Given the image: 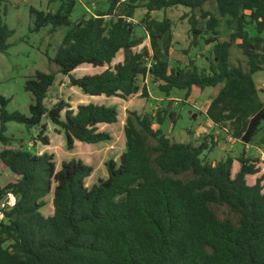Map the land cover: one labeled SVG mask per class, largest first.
Listing matches in <instances>:
<instances>
[{
    "label": "trees",
    "instance_id": "trees-1",
    "mask_svg": "<svg viewBox=\"0 0 264 264\" xmlns=\"http://www.w3.org/2000/svg\"><path fill=\"white\" fill-rule=\"evenodd\" d=\"M107 11L73 22L76 0H49L55 10L31 7V32L51 26L50 33L68 27L56 53H46L57 69L36 70L24 80L31 94L29 114L7 109L11 99L0 96V162L16 178L0 188V200L11 193L12 206L1 209L0 264H264V177L248 184L247 176L257 174L259 160L237 158L240 169L232 173L234 158L227 156L213 164L206 152L215 143L172 141L162 125L173 113L166 109L155 114L128 111L124 126L126 150L120 162H105L108 177L92 187L85 179L93 167L81 159L63 161L56 171L54 155L35 154L24 145L13 147L6 134L8 123L22 124L30 131L39 127L32 145L50 143L45 134L47 117L63 133L68 150L75 141L96 144L111 140L100 124L118 122L115 106L80 104L74 109L65 100L47 107L45 99L57 74L68 76L70 84L90 96L126 99L139 92L138 79L150 75L165 95L193 88H222L212 99L206 116L243 145L250 144L264 126V101L254 75L264 70V0H213L220 17H230L236 31L229 41L218 39L219 18L204 10L212 0H109ZM146 13L141 26L149 38L137 35L133 19L141 6ZM3 0H0V6ZM184 6L193 46L204 31L212 44L210 71L172 67L173 22L159 20L153 11ZM200 10L205 30L193 14ZM0 9V52L7 53L14 34ZM106 16L111 19L107 22ZM251 25L254 35L246 29ZM240 39L246 65H233L231 47ZM139 49V50H138ZM123 51V61L112 65ZM83 64L104 67L100 73L75 77L72 72ZM143 96H147L145 87ZM65 112L62 117V112ZM54 186V213L44 216V197ZM220 208L227 211L218 212Z\"/></svg>",
    "mask_w": 264,
    "mask_h": 264
},
{
    "label": "rangeland",
    "instance_id": "rangeland-1",
    "mask_svg": "<svg viewBox=\"0 0 264 264\" xmlns=\"http://www.w3.org/2000/svg\"><path fill=\"white\" fill-rule=\"evenodd\" d=\"M139 6L135 12L133 19H131L135 25V31L138 36L143 37V45H149V38L145 33L143 27L141 26V19L146 13V8L142 6L143 1L139 2ZM58 3H49V0H3L0 9L6 11L3 16L5 23L13 29L15 32L9 38L8 42L11 44L7 53L0 52V96L10 98L11 101L7 106L9 111H20L24 114H29V105L32 100L30 93L24 90V80L26 77L34 74L36 70H42L45 72H50L56 70L57 67L54 64L48 62L46 53L53 56L64 35L68 31V27H59L55 33H50L51 26L42 28L38 32H31V28L34 27V19L31 17L30 9L31 7L37 8L39 10H55ZM110 6L109 0H76L74 10L71 14V20L77 22L82 20L84 17H90L97 14L99 11H107ZM203 9L212 12L216 15L219 20V26L217 28L219 34L218 39L220 41H229L232 33L236 31L235 22H230V17H220L217 4L215 1L206 2L203 5ZM190 9L184 6H177L168 8L166 10L153 11L152 16L156 19H163L167 17L172 20V32H173V47L170 53V65L172 67L178 66L184 69L191 68L196 65L199 69H204L205 71H210V64L213 61L212 55V44H206L205 39L208 38L211 33L204 31L203 34L198 39L196 46L192 44V37L190 33V24L188 17L186 15L190 14ZM199 20V27L205 30L206 19L201 18L200 10L197 9L193 13ZM106 21L108 22L111 17L106 16ZM250 35H254V31L251 25L246 28ZM240 39H236L231 47V62L233 65H246V57L244 56L241 48H239ZM139 50V49H138ZM124 53L120 51L114 58L112 65L123 59ZM107 66L104 67H93L91 65L83 64L82 66L76 68L72 74L75 77H81L86 74L100 73L105 70ZM254 79L259 89L261 99L264 101V70L256 73ZM159 82H156L152 76L147 75L146 77L140 76L138 79V85L140 90L138 93L122 99L120 97L112 96L106 97L102 96L96 98L94 101L99 104H105L107 106H115L119 112V121L115 125H102L100 129L108 132L112 139L105 142L101 146L96 144H87L84 142H76L74 148L71 150L67 149L66 139L63 133L56 132V125H54L47 117H44L43 123L47 125L45 134L49 135L50 143L49 145H44L41 142H37L36 145H32V140L39 133V127H34L28 131L24 125L15 122L8 123V130L6 134L14 138L12 146L18 147L21 145H26L34 151L42 152L43 150H51V154L54 155V161L57 160L58 164L62 161H69L71 159H81L85 163L91 165L93 170H96V175L103 174L105 167V162L110 159L120 162L121 154L126 150V138L124 135V130L122 125L126 122L128 111H137L138 113H150L155 114L157 111L167 109L171 111L170 99L167 100V96L159 90ZM222 84H219L215 90L218 89ZM145 87L147 91V96H143L142 88ZM196 89V88H195ZM207 92H199L198 95L191 98L188 101L185 97L184 90H173V98H179V101L175 103L174 113L179 117L176 124H172L170 117L168 116L161 126V130L168 137H174L173 140L184 139L186 136V131L189 127L194 124L190 117L191 112H195L201 115L202 109L206 107L207 104V94L211 93L213 87H207ZM198 91V89H196ZM65 100L71 104V106L76 109L80 104L90 102L92 98L85 96V93L81 91L80 88L72 86L70 84L68 76L64 74H57L53 85L49 88L47 97L45 99V104L47 107H52L59 100ZM168 106V108H166ZM172 107V105H171ZM65 112H62V117H64ZM176 117V116H175ZM125 120H124V119ZM122 121L124 123H122ZM205 118L201 119V124H205ZM155 125V128H158ZM208 135H212L207 139L209 141L214 140L215 135H218L219 139H224L227 141V145H223L226 149H218L213 157L215 159H221L225 155H230L232 157H239L244 150V145L233 140V138L220 131L211 132ZM202 137V135H201ZM199 137V138H201ZM100 142V143H102ZM253 145L249 147L250 153L247 156L253 159H259V173L255 175L248 176V183L253 184L257 177L263 175L264 177V160L261 159V154L258 149L264 146V126L262 130L255 136L251 142ZM3 146L0 144V150ZM213 150H216L214 147ZM239 169V164L235 161L233 171L234 173ZM15 179V176L11 174L7 168L0 162V188L4 187L8 182ZM55 184L52 185L51 191L44 197L45 205L41 208V212L44 216H49L51 214V207L53 206L52 194ZM10 194H6L0 200V210L6 208L10 202ZM226 212V208H220L218 212ZM0 219H3V215L0 214Z\"/></svg>",
    "mask_w": 264,
    "mask_h": 264
},
{
    "label": "crops",
    "instance_id": "crops-1",
    "mask_svg": "<svg viewBox=\"0 0 264 264\" xmlns=\"http://www.w3.org/2000/svg\"><path fill=\"white\" fill-rule=\"evenodd\" d=\"M121 61H123V59L121 60ZM121 61H119V62H121ZM118 63V62H117ZM85 65V64H84ZM88 65V64H87ZM82 66V65H81ZM256 75V74H255ZM219 86V85H218ZM222 86L223 85H221L220 87H218V89H214V88H217V86L216 87H213V90L211 91V93H208L206 96H207V98H206V100L208 101L207 102V104H206V107L204 108V109H202V113H200L201 115H198L197 113H195V112H191L190 113V117H191V119L193 120V122H194V124L192 125V127H189L188 129H187V131H186V136H185V138L184 139H180V140H173V138L174 137H172V136H170L169 138L172 140V141H177V142H184V143H193V144H195V145H198V144H200L202 141H204V140H206V141H208V142H210L207 138L208 137H210L211 136V139H212V135H208V134H210L211 132H217V133H219L220 131H223V132H225L227 135H228V138L229 137H231L228 133H227V131L226 130H224V129H220L217 125H215L207 116H206V111H207V109H208V107H209V105H210V103H211V101H212V99L213 98H215V96L218 94V92L220 91V89L222 88ZM197 89V88H196ZM196 89L195 88H193L192 89V91H191V95L187 98V100L188 101H191V98H193V97H195L196 95H198L199 94V92H201V93H205V92H207V89H204L203 91H200L199 89H198V91H196ZM173 95H174V93H173V90H172V92H171V94H170V96L169 97H167V100L168 99H170V102H172V107H171V105L169 106L171 109V111H168L167 109V111L168 112H170V113H173V117H171L170 118V120H171V123L172 124H176V121L178 120V116H177V114H175L173 111H174V108H175V103H177V102H174V100L175 101H179V98H173ZM85 96H87L88 98H92V100L90 101V102H87V103H83V104H88V103H95V104H99V103H96L94 100L96 99V98H99V97H102V96H104V95H102V96H90V95H87V94H85ZM197 97V96H196ZM166 108H168V106L166 107ZM169 109V108H168ZM141 114V113H140ZM176 116V117H175ZM119 118H120V116L118 117V121H119ZM202 118H205V124H201V119ZM124 119V118H123ZM125 120V119H124ZM117 123V122H116ZM116 123H113V124H100L99 125V127L100 126H102V125H115ZM122 123H124L123 121H122ZM155 125H158V124H154L153 125V128L154 129H157V128H155ZM124 126H125V123H124V125H122V128H123V130H124ZM159 127L158 128H160L161 129V126L162 125H158ZM101 130V129H100ZM103 131V130H102ZM201 135H202V137H201ZM49 136V135H48ZM167 137H168V135H166ZM199 137H201V138H199ZM50 138V137H49ZM232 138V137H231ZM233 140H235V142L236 141H239V142H241L240 140H238V139H234L233 138ZM214 143H215V146H213V148H211L210 149V151H207L206 152V156H207V159L210 161V162H212L213 164H215L216 162H218V161H220V160H223V159H225L227 156H230V155H225V157H223V158H219V159H215L213 156L215 155V154H217V150L218 149H221V150H226L224 147H223V145H227V141H225L224 139H219V137H218V135H215V138H214V140H212ZM37 142H40V141H36V143H35V145L37 144ZM76 142H79L80 143V141H75V143ZM103 143H105V142H102V143H96V145H102ZM242 143V142H241ZM49 145V144H48ZM25 146V148L26 149H28V150H30V151H32L33 153H35V154H38V155H40V154H43V153H48V154H51V150H43L42 152H38V151H34L33 149H31L30 147H27L26 145H24ZM245 147H244V149H245V152H246V156H247V153L249 154L250 153V149H249V147L250 146H252L253 147V145L250 143V144H247V145H244ZM214 147H216V150H213L214 149ZM2 149V148H1ZM258 152H260V156H261V159L262 160H264V146H263V148H261V149H258ZM232 157V156H231ZM234 158V161H233V165H232V173L233 174H235V173H237L238 171H239V169H240V164H239V162L237 161V158L238 157H233ZM259 160V159H258ZM235 161H237L238 162V164H239V169L234 173V171H233V167H234V164H235ZM63 162V161H62ZM62 162H61V164H58V162H57V160L55 161V163H56V171H58V170H60L61 169V166H62ZM258 164H259V162H258ZM257 164V166L259 167V165ZM106 167V166H105ZM6 168V167H5ZM260 168V167H259ZM259 173V172H258ZM12 174V173H11ZM255 175V174H254ZM14 176V175H13ZM249 176V175H248ZM248 176H247V178H248ZM263 176V175H262ZM108 177V173H107V170H106V168H104V171H103V174H97L96 175V170L94 169L93 170V172H92V174L89 176V177H87L86 179H85V185L88 187V188H90V187H92L95 183H97L98 182V180L99 179H106ZM261 177V176H260ZM16 178V177H15ZM257 178H259V177H257ZM256 178V179H257ZM15 180V179H14ZM247 182H248V179H247ZM255 182H256V180H255ZM254 182V183H255ZM253 183V184H254ZM249 184V183H248ZM250 185H252V184H250ZM53 196H52V199L54 198V190H53V194H52ZM41 210V209H40ZM51 214L49 215V216H51V215H53V213H54V206H52L51 207ZM43 214V213H42ZM47 217V216H46Z\"/></svg>",
    "mask_w": 264,
    "mask_h": 264
},
{
    "label": "built area",
    "instance_id": "built-area-1",
    "mask_svg": "<svg viewBox=\"0 0 264 264\" xmlns=\"http://www.w3.org/2000/svg\"><path fill=\"white\" fill-rule=\"evenodd\" d=\"M9 194H10L11 200H10V202L8 203L7 206H12V205L15 203V197H14L11 193H9ZM0 214L3 215V212H0Z\"/></svg>",
    "mask_w": 264,
    "mask_h": 264
}]
</instances>
